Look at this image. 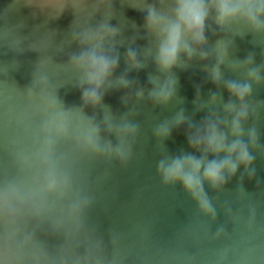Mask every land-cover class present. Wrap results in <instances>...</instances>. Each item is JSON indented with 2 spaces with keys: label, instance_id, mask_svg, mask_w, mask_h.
I'll return each instance as SVG.
<instances>
[{
  "label": "clouds",
  "instance_id": "clouds-1",
  "mask_svg": "<svg viewBox=\"0 0 264 264\" xmlns=\"http://www.w3.org/2000/svg\"><path fill=\"white\" fill-rule=\"evenodd\" d=\"M126 8L141 14L139 23ZM66 13L72 17L67 28L53 27ZM209 32L227 38L210 46ZM245 34L264 38V0H0V264H122L121 233L107 230L109 257L90 215L92 185L107 171L92 178L89 165H127L144 134L137 119L142 108L182 105L176 70L193 62L216 91L203 99L197 86L191 114L180 106L152 118L151 136L160 146L155 171L162 184L180 185L196 216L217 221L205 185L218 192L238 170V179H253V152L264 154L256 126L264 100L253 99L254 86L264 85V59L257 63L251 51L230 56L231 37ZM27 54L21 86L11 74L25 67ZM141 69H150L143 83L135 75ZM67 85L78 103L60 94ZM115 92L123 111L105 102ZM173 130H182L190 150H164ZM255 216L251 203L246 218L228 208L207 235L190 222L177 238L198 250H169L158 259L264 264V223ZM136 231L143 247L145 233Z\"/></svg>",
  "mask_w": 264,
  "mask_h": 264
},
{
  "label": "water",
  "instance_id": "water-1",
  "mask_svg": "<svg viewBox=\"0 0 264 264\" xmlns=\"http://www.w3.org/2000/svg\"><path fill=\"white\" fill-rule=\"evenodd\" d=\"M27 12V9H22ZM125 14L139 23L140 13L133 9H125ZM71 15L65 14L53 22V27L66 29L71 22ZM209 45H213L217 39L227 38L224 33H208ZM230 56L243 58L248 52L256 54V62L264 59V38L253 37L250 34L243 36L234 35L231 37ZM143 44L144 41H137ZM123 50V49H122ZM32 58V54H27L25 67L12 73V78L19 85L27 82L26 65L27 60ZM150 69H141L136 73L138 79L143 83L146 80V73ZM225 75H231L222 65ZM178 76L177 95L183 98L182 105H175L169 109L161 111L159 108L153 109L144 106L137 119L141 121L144 134L138 139L134 148V156L127 165H119L115 162L107 163L95 161L89 165L92 178L107 171L106 177L92 185V190L96 196V203L91 210V217L99 225L100 233L106 242V253L109 257L113 254V245L108 242L107 230L114 228L122 235L119 247L127 248V255L122 264H142L139 257L146 256L148 259L143 264H178L177 261L161 262L158 257L165 251L175 250L194 252L199 245L192 242H182L177 237L181 229L190 222L198 223L204 235L209 234L216 224L225 219V210L230 208L234 214L247 217L248 205L256 206L255 220L264 223V154L253 152L255 160L253 162L256 169V176L249 180L245 175L242 180L238 179L240 170L220 191L209 189L205 185L210 198L214 199L217 206V221H209L206 217L196 216L194 205L179 184L164 185L155 171V161L160 154V146L151 136L150 125L152 118L163 119L170 116L176 107L183 106L187 113L191 114L196 87L199 86L201 96L206 99L210 91L216 88L205 80V74L200 66L193 62L187 69L176 70ZM133 75V73H129ZM60 94L68 103H78L79 95L70 85L60 89ZM225 100L228 99L226 93H222ZM120 93L115 92L105 97V102L110 104L113 110L123 111L124 106L120 101ZM253 99L264 100V85L254 86ZM203 115L197 113L195 119ZM256 126L260 134V143L264 144V109L259 113ZM163 148L167 152L180 150L188 151L185 137L182 130H173L169 139L163 142ZM257 179L260 183L257 184ZM238 189H242V195L238 196ZM142 229L145 233L143 247L136 243Z\"/></svg>",
  "mask_w": 264,
  "mask_h": 264
}]
</instances>
